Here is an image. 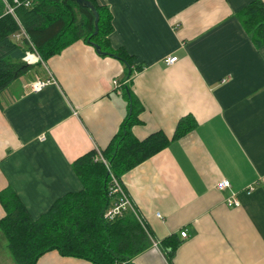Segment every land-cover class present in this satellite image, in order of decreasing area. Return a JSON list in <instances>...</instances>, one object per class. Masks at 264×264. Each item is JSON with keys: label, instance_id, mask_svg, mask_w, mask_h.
I'll return each instance as SVG.
<instances>
[{"label": "crops", "instance_id": "crops-1", "mask_svg": "<svg viewBox=\"0 0 264 264\" xmlns=\"http://www.w3.org/2000/svg\"><path fill=\"white\" fill-rule=\"evenodd\" d=\"M94 1L111 15L108 42L130 57L131 77L83 41L24 61L30 69L0 95V192L12 189L38 219L80 191L72 163L118 133L130 113L126 84L142 106L135 138L171 140L121 177L151 242L127 264H264V46L238 17L255 0ZM167 57L177 60L167 66ZM35 81L47 84L32 91ZM187 116L195 127L172 141ZM222 180L229 189H217ZM171 236L179 245L168 262L159 244ZM0 264H15L1 231ZM36 264L91 263L51 251Z\"/></svg>", "mask_w": 264, "mask_h": 264}, {"label": "trees", "instance_id": "trees-1", "mask_svg": "<svg viewBox=\"0 0 264 264\" xmlns=\"http://www.w3.org/2000/svg\"><path fill=\"white\" fill-rule=\"evenodd\" d=\"M0 0V95L30 66L26 55L36 51L42 61L58 55L77 41L97 45L102 56H111L125 64L132 74V61L122 50L113 49L108 36L112 32L108 9L94 0H87L98 14L97 33L93 35L94 13L71 0ZM13 13L6 12V7ZM245 32L256 47L264 46V3L255 0L238 13ZM21 32L24 35H21ZM21 35L20 39L15 38ZM139 70V69H137ZM122 91L129 104V115L109 145L99 152L107 165L95 161L92 150L72 163V169L82 188L57 199L38 219H33L10 188L0 192L4 211L0 231L7 241L8 251L15 264H36L44 254L56 251L62 257L86 260L91 264H127L146 250L150 239L136 217L126 212L113 221H105L103 212L113 201L109 196L111 177H121L142 162L165 149L171 140L156 132L143 140L132 133L141 104L133 96L129 85ZM195 127L192 117L182 118L172 141L180 139ZM179 245L171 236L159 247L170 262Z\"/></svg>", "mask_w": 264, "mask_h": 264}, {"label": "built area", "instance_id": "built-area-1", "mask_svg": "<svg viewBox=\"0 0 264 264\" xmlns=\"http://www.w3.org/2000/svg\"><path fill=\"white\" fill-rule=\"evenodd\" d=\"M15 4H18L17 0H14ZM6 12L9 14L13 13V8H11L10 6L6 7ZM21 35H24L23 32H21ZM21 35H16L15 38L17 40L20 39ZM40 60L38 54L36 53V51H32L30 53H28L26 55V57L24 58V61L27 64H30L32 62ZM177 60L176 57H167L166 59H164V63L167 66L172 65L173 63H175ZM47 83L42 82V81H35L34 83L31 84V90L32 91H40ZM118 82L115 81V85H117ZM95 161H100L103 164L107 165L106 160L103 158L102 154L97 151V157H95ZM217 189L219 191H225L227 189L230 188V183L227 180H222L217 184ZM109 196L113 197V201L110 204V206L105 209V211L103 212V219L105 221H113L115 219H118L120 217H122L126 212H133L135 217H137V214L135 212V209L132 205V203L130 202L129 198L127 197L126 193L124 192L120 182L114 178L111 177L110 183H109ZM226 203L229 206H238L239 203L238 201L234 198V197H230L228 199H226ZM181 238H187L188 234L187 232L184 230L180 233ZM154 247H158V243H153Z\"/></svg>", "mask_w": 264, "mask_h": 264}, {"label": "water", "instance_id": "water-1", "mask_svg": "<svg viewBox=\"0 0 264 264\" xmlns=\"http://www.w3.org/2000/svg\"><path fill=\"white\" fill-rule=\"evenodd\" d=\"M71 1H75L77 4L87 7L89 10H91V11L94 13V28H95V31H94L93 35H96V33H97V29H98V28H97V24H98V14L95 12L93 6H92V5L90 4V2L87 1V0H71ZM92 47H94L95 51H96L99 55L102 54V52L100 51L99 46H97V45H92Z\"/></svg>", "mask_w": 264, "mask_h": 264}]
</instances>
